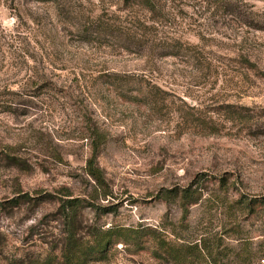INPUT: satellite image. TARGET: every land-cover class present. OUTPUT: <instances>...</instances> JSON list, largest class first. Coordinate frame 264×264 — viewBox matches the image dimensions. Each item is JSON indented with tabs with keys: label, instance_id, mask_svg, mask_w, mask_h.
<instances>
[{
	"label": "rangeland",
	"instance_id": "1",
	"mask_svg": "<svg viewBox=\"0 0 264 264\" xmlns=\"http://www.w3.org/2000/svg\"><path fill=\"white\" fill-rule=\"evenodd\" d=\"M123 8L0 0V201L32 198L0 209V264L55 252L58 208L74 197L92 204L81 234L114 227L120 238L92 264H173L164 242L188 246L194 264H264V0H170L143 54L95 38L92 26L81 34L102 10L123 20ZM162 41L177 54L160 56L170 50ZM113 74L147 80L164 100L120 97ZM97 135L102 183L86 172ZM182 187L202 192L187 211L161 195ZM147 228L156 256L129 242Z\"/></svg>",
	"mask_w": 264,
	"mask_h": 264
},
{
	"label": "trees",
	"instance_id": "2",
	"mask_svg": "<svg viewBox=\"0 0 264 264\" xmlns=\"http://www.w3.org/2000/svg\"><path fill=\"white\" fill-rule=\"evenodd\" d=\"M124 6L123 10L127 11L123 20H117L119 16H115L114 19L108 17L105 13L106 10H102L99 14L93 17L89 21V27L85 30H80L81 34L92 35L90 26H92V31L95 34V38L106 41L105 36L112 37L115 41L120 42L119 47L121 50L126 52H134L143 54L147 49L150 50L155 38L157 37V28H153V24L160 23L162 19L166 17V3L170 0H120ZM142 8L145 16L137 17L133 14L132 9L134 7ZM151 29L155 31L152 32ZM154 37V38H152ZM103 42V41H102ZM175 43H178L175 41ZM164 44V45H163ZM162 47L169 48L165 52L159 53L160 56L176 55L177 52L173 50L175 44H167L162 41ZM177 47V46H176ZM154 49V47H153ZM152 50V48H151ZM109 84L115 86L117 93L120 97L126 100H135L143 103L156 104L157 101H163L164 98L158 93L159 89L152 83L144 79H138L133 81L130 75L121 76L119 74H113L109 77ZM133 95V96H132ZM231 118L244 119L247 116L241 112H235L229 110L228 112ZM93 143V154L89 159L86 172L87 174L97 183H102L103 176L101 169L96 163L97 150L102 143L100 136L95 137ZM166 200L170 199L177 201L184 209H187L196 204L202 192L193 190L190 187H182L175 189H167L165 193L161 194ZM26 200H32L27 194H18L12 199L7 201H0V209H10L19 206L22 202ZM236 203L239 205L240 210L247 209L248 212H254V205L250 201V204L243 202L242 197H240ZM92 204L80 199L78 197L65 198L62 200L58 208L57 218L62 221V241L56 245L54 251L49 253L42 259L35 260L29 264H92L97 262H103L109 260L111 252L117 249V245L120 238L114 227L112 228H90L88 232L81 234L80 224L78 222L82 211L86 207H90ZM146 238L139 240L137 236L131 239L129 242L136 243L139 247L143 249H152V255L157 254V251L153 248V231L147 228ZM137 233V232H136ZM145 235V233H143ZM140 237H144V236ZM139 240V241H138ZM122 245H127L129 242L125 238ZM166 246L164 249V255L167 260L173 264H194L191 260V253L188 251V246H178L176 248L171 247L167 242H164ZM193 248H196L194 245Z\"/></svg>",
	"mask_w": 264,
	"mask_h": 264
},
{
	"label": "built area",
	"instance_id": "3",
	"mask_svg": "<svg viewBox=\"0 0 264 264\" xmlns=\"http://www.w3.org/2000/svg\"><path fill=\"white\" fill-rule=\"evenodd\" d=\"M262 261H264V260H262Z\"/></svg>",
	"mask_w": 264,
	"mask_h": 264
}]
</instances>
